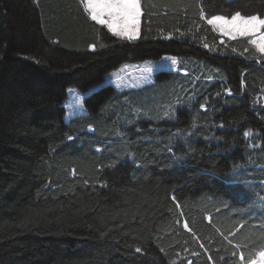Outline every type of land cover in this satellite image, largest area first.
<instances>
[{
	"label": "trees",
	"instance_id": "1",
	"mask_svg": "<svg viewBox=\"0 0 264 264\" xmlns=\"http://www.w3.org/2000/svg\"><path fill=\"white\" fill-rule=\"evenodd\" d=\"M142 7L130 41L80 0H0V264H249L264 251V54L207 23L264 17V0ZM165 55L219 76L162 118L144 109L173 72L106 84L65 119L69 86Z\"/></svg>",
	"mask_w": 264,
	"mask_h": 264
},
{
	"label": "rangeland",
	"instance_id": "2",
	"mask_svg": "<svg viewBox=\"0 0 264 264\" xmlns=\"http://www.w3.org/2000/svg\"><path fill=\"white\" fill-rule=\"evenodd\" d=\"M140 6L141 16L139 33L136 39L130 41H135L140 37L141 19L143 14L142 0H140ZM210 26L222 37L231 39L247 38L248 41L252 39V37L246 36H236L235 38H232L229 35L218 31L213 25ZM262 31H264V29H262ZM121 38L127 39L126 37ZM180 59L181 58L174 55H165L162 58L153 61L146 60L141 62L124 63L116 70L110 72L106 76L105 82L102 85L93 88L89 92L82 93L76 86H69L67 88V97L64 101V106L66 107L65 119L70 121L72 118L85 116L87 110L84 103V97L100 87L109 84L122 92H129L143 87L150 88L155 86V75L160 71L173 72L174 74H179V76H181L174 82V85L156 86L150 90L152 101L150 106L148 108L146 107L144 110H146V113L152 116L154 115V117H156V115L160 118L164 117L177 105L178 102L183 101V99H191L205 83H212L217 80L219 76L217 70L209 69L202 63L196 64L197 67L195 68L196 65L192 66L190 62V67L188 68L187 64H185L187 61L181 62ZM182 64H184V67ZM259 254L253 261H256V264H264V261H261ZM252 262L250 264H252Z\"/></svg>",
	"mask_w": 264,
	"mask_h": 264
},
{
	"label": "snow or ice",
	"instance_id": "3",
	"mask_svg": "<svg viewBox=\"0 0 264 264\" xmlns=\"http://www.w3.org/2000/svg\"><path fill=\"white\" fill-rule=\"evenodd\" d=\"M80 3L93 21L106 25L113 34L126 37L128 40L137 38L141 16L140 0H80ZM201 15H204L203 9H201ZM207 23L232 38L252 37L249 43L258 52L264 54V31H262L264 18L258 14L246 16L236 11L230 17L213 15L207 19ZM246 135H251V133H246ZM259 255L261 261H264V251ZM241 259H243L242 254ZM252 264H256V261Z\"/></svg>",
	"mask_w": 264,
	"mask_h": 264
}]
</instances>
